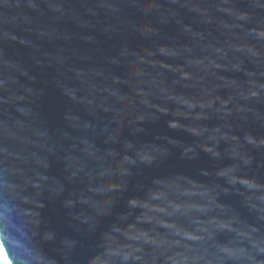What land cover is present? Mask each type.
Wrapping results in <instances>:
<instances>
[{
	"label": "water",
	"instance_id": "obj_1",
	"mask_svg": "<svg viewBox=\"0 0 264 264\" xmlns=\"http://www.w3.org/2000/svg\"><path fill=\"white\" fill-rule=\"evenodd\" d=\"M0 264H264V0H0Z\"/></svg>",
	"mask_w": 264,
	"mask_h": 264
}]
</instances>
